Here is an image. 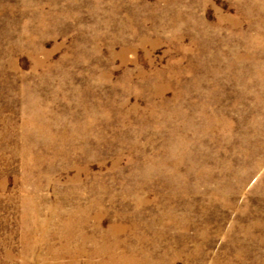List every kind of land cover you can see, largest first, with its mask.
Here are the masks:
<instances>
[{
	"label": "rangeland",
	"instance_id": "1",
	"mask_svg": "<svg viewBox=\"0 0 264 264\" xmlns=\"http://www.w3.org/2000/svg\"><path fill=\"white\" fill-rule=\"evenodd\" d=\"M0 264H264V0H0Z\"/></svg>",
	"mask_w": 264,
	"mask_h": 264
},
{
	"label": "bare ground",
	"instance_id": "2",
	"mask_svg": "<svg viewBox=\"0 0 264 264\" xmlns=\"http://www.w3.org/2000/svg\"><path fill=\"white\" fill-rule=\"evenodd\" d=\"M115 261V260H114Z\"/></svg>",
	"mask_w": 264,
	"mask_h": 264
}]
</instances>
